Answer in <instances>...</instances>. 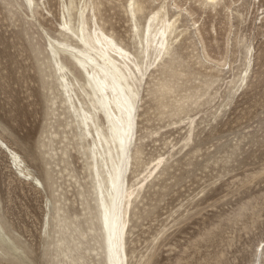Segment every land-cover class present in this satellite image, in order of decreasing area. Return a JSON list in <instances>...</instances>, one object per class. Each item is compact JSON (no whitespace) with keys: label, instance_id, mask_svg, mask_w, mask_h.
<instances>
[{"label":"rangeland","instance_id":"374dc122","mask_svg":"<svg viewBox=\"0 0 264 264\" xmlns=\"http://www.w3.org/2000/svg\"><path fill=\"white\" fill-rule=\"evenodd\" d=\"M11 1L0 0V138L31 176H21L0 148V264H105L84 144L49 46L64 41L56 30L63 7L49 0L48 11L41 3L36 18ZM177 1L189 7L190 0ZM236 1L219 13L230 2L222 0L212 18H183L192 30L200 25L210 58L227 65L207 61L193 31L156 67L152 91L144 87L129 174L128 264H260L264 0ZM153 3L144 0V29ZM101 9L116 27L109 29L140 56L122 9ZM44 20L52 25L47 31L33 26ZM68 57L61 54L81 78Z\"/></svg>","mask_w":264,"mask_h":264},{"label":"bare ground","instance_id":"6f19581e","mask_svg":"<svg viewBox=\"0 0 264 264\" xmlns=\"http://www.w3.org/2000/svg\"><path fill=\"white\" fill-rule=\"evenodd\" d=\"M15 1L36 18L39 13L37 7L41 3L50 11L47 7L50 4L49 0ZM221 1L215 0V7L206 8L204 5L210 0H190L189 7H183L184 3L177 0H172V3L169 0H154L155 3L151 4L153 10L147 18V27L144 29L142 27L144 18L140 16L144 14V0H58L63 12L56 30L60 32L64 41L51 39L49 46L60 73L59 83L62 91L60 93L72 117L71 122L75 124L76 136L84 144L99 208L100 238L105 264H128L126 237L131 199L125 202L123 194L127 191L128 195L132 196L129 174L133 154L139 152V150L133 152V146H136L138 139L139 110L144 100L142 92L147 85H143L142 92L136 91L140 86L135 84L139 76L135 69L142 67L145 61H149L153 71L147 79L157 78L156 67L164 63L175 40L189 37L193 31L194 35L201 39L206 54L205 59L220 66L227 65V62L210 58L206 52L200 25L192 30L183 23V18H187L185 15L193 16L196 12H208V16L212 18L211 12L218 8ZM236 2L230 0L227 3L229 5L224 4L218 12L231 9ZM101 6H106L109 11L114 10V14L119 13L117 7L122 9L124 12L122 18L127 22L132 41L137 45L136 52L140 56L120 42L111 30L116 28L115 25L107 24ZM226 12L228 14V11ZM237 13L238 16L242 15L239 10ZM192 20L193 25L199 21L195 17ZM33 26L42 28L43 31L52 27L47 20L39 21L38 25L34 23ZM215 28L216 26L212 25V29ZM62 53L69 55L67 59L81 78L64 63L61 58ZM158 59L157 65L153 68ZM220 71L223 72L224 68ZM150 82L153 83L151 80ZM156 85L161 89L160 81ZM130 91H134L135 95L140 97L132 105L134 111L131 117V130H129L127 106L123 103ZM0 144L8 146L5 150L11 160L9 153L16 152L19 159L15 163L12 162L26 176H31L29 170L25 171L22 156L2 138ZM36 183L43 184L39 178L36 179ZM110 232L113 233L111 244Z\"/></svg>","mask_w":264,"mask_h":264},{"label":"snow or ice","instance_id":"6c2138e0","mask_svg":"<svg viewBox=\"0 0 264 264\" xmlns=\"http://www.w3.org/2000/svg\"><path fill=\"white\" fill-rule=\"evenodd\" d=\"M215 0H210V2L208 4H205L204 7H215ZM262 14H264V9H262ZM262 22H264V19H262ZM152 67H151V63L149 61H145L142 67H137L135 69L136 73H139V76L137 77L135 84L139 85L140 87L136 88V91H143V85L144 84H149V91H152V87H151V82L150 80L147 79V77H150L152 75ZM141 77H144V79H141ZM140 99V97L135 95L134 91H130V94L128 97L124 98V105L127 106V111L129 113V119H128V124H129V130H131L132 127V113L134 111L132 105L133 103H135L136 101H138ZM130 138V137H129ZM0 148L3 149H7L8 146L7 145H3L0 144ZM12 157V161L15 163L18 161V156L16 154V152H10L9 153ZM159 163V162H158ZM23 171L20 172V175L23 176ZM38 183V181H37ZM135 194V190L133 191V195ZM124 200L125 202L130 201L131 197L128 195L127 191L124 192ZM107 210H106V214H105V220L107 221ZM112 235L113 233L110 232V244H111V240H112ZM261 249H262V259L260 261V264H264V245H261Z\"/></svg>","mask_w":264,"mask_h":264}]
</instances>
